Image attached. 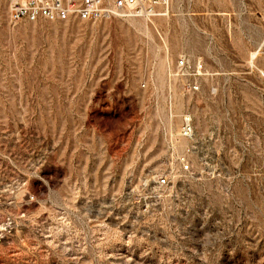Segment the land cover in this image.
I'll return each instance as SVG.
<instances>
[{"label": "rangeland", "instance_id": "1", "mask_svg": "<svg viewBox=\"0 0 264 264\" xmlns=\"http://www.w3.org/2000/svg\"><path fill=\"white\" fill-rule=\"evenodd\" d=\"M8 7L0 264H264V0L98 21ZM182 56L206 68L198 92Z\"/></svg>", "mask_w": 264, "mask_h": 264}, {"label": "built area", "instance_id": "2", "mask_svg": "<svg viewBox=\"0 0 264 264\" xmlns=\"http://www.w3.org/2000/svg\"><path fill=\"white\" fill-rule=\"evenodd\" d=\"M172 0H9V18L12 22L20 20L36 21H65L81 19L98 21L110 19L116 15H123L129 11L137 14L157 17L169 14ZM178 72H193L194 78L185 85L192 92L200 90V78L206 72L201 60L193 61L186 56L180 57L176 62ZM195 130L193 118L190 114L184 116L181 135L186 139H193ZM184 171L190 170L186 162ZM160 185L167 183L165 176L158 178Z\"/></svg>", "mask_w": 264, "mask_h": 264}, {"label": "bare ground", "instance_id": "3", "mask_svg": "<svg viewBox=\"0 0 264 264\" xmlns=\"http://www.w3.org/2000/svg\"><path fill=\"white\" fill-rule=\"evenodd\" d=\"M128 13H133L135 15H138L136 11H129Z\"/></svg>", "mask_w": 264, "mask_h": 264}]
</instances>
